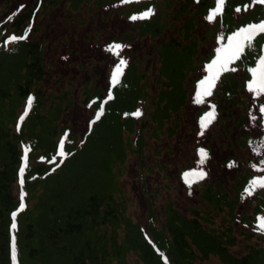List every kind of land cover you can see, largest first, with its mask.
<instances>
[{
	"label": "rangeland",
	"instance_id": "rangeland-1",
	"mask_svg": "<svg viewBox=\"0 0 264 264\" xmlns=\"http://www.w3.org/2000/svg\"><path fill=\"white\" fill-rule=\"evenodd\" d=\"M42 1L33 37L44 40L43 87L51 94L23 125L24 144L35 155L47 153L67 126L81 137L102 96L107 100L111 89L115 99L101 108L76 158L29 188L22 217L34 233L25 241L23 263L68 264L81 254L88 264H232L251 246L262 248L263 235L253 226L264 218V187L249 180L264 169V116L258 117L264 95L248 96L246 66L238 58L224 70L232 73L225 81L233 99L217 91V79L202 102L195 98L205 65L226 44L222 33L233 28H222L223 5L209 21L210 10L201 13L196 3L181 9L185 0ZM34 2L0 0V20ZM148 7L154 9L149 18L128 19ZM244 14L237 11V21ZM112 42L124 45L117 55L106 49ZM118 57L126 64L114 88ZM20 67L21 58L0 60V176L11 159L8 111L19 104L17 97L10 101L24 82ZM209 108L214 116L201 128L197 115ZM137 109L142 113L132 115ZM198 146L210 149L203 163ZM191 169L205 175L185 184L181 173ZM19 186L12 184L14 198ZM78 219L73 244L66 228L55 229L54 243H42L51 225ZM90 256L98 260L89 262Z\"/></svg>",
	"mask_w": 264,
	"mask_h": 264
},
{
	"label": "trees",
	"instance_id": "trees-1",
	"mask_svg": "<svg viewBox=\"0 0 264 264\" xmlns=\"http://www.w3.org/2000/svg\"><path fill=\"white\" fill-rule=\"evenodd\" d=\"M41 2L43 1L35 0L31 7L30 5L26 6L25 13L20 12L16 15L14 14V18H12V16L8 14L4 19L0 20V60L21 58V67L19 69V73L21 74L22 80H24L23 83H18L17 85V82L15 83V97L11 98L10 103L17 97L19 104L16 105V102L12 103L9 107L17 108L15 109V111L13 109L8 111V115H12V121L9 125V132L7 135V138L9 139L7 149H9V155L11 159L8 158L9 168L3 173L2 176H0V218L3 228L2 232L0 233V264H12L11 247L13 243L15 244L17 249L16 264H24L23 251L25 250V241L27 239H31L34 233L33 224L28 222V224L26 225V220L22 217L29 210V206H27L28 204L26 202H24L25 207L18 211L16 214V228H11V223L13 220L11 213L19 207L20 202L19 195H17L16 198L13 197V182H20L21 179L23 180V184H21V187H19L18 189L26 193L28 201L30 195L29 188L38 181L48 180L52 173L59 171L64 166V162H68L70 160L72 161L74 158H76L79 153L77 148H82V145H84L88 140L87 135L90 132L94 131L98 121H93L87 127L89 128L88 131L82 134L81 137H79L77 134H71V129L69 126H67L61 131L60 134L57 135L56 139L53 141L51 150L44 154L39 153L35 155L33 147L31 146L30 149L26 144H24L22 138L20 137L24 127L23 125L29 121L40 102L51 94L44 93L43 87L46 84L44 79L46 70L43 55L44 40H36L33 37L35 28L34 18L36 16V13L41 9ZM54 2L55 0H51L52 5ZM197 2L198 4L196 7H199L201 13H206L208 10H211V6L213 5V3H215L214 6L216 5V0H185V5L181 9L187 8L189 7V5ZM237 9H239V12H245V14L240 18V24L235 23ZM222 12L223 13L221 17H223V30L229 27L228 24H232L233 27H236L237 25L242 26L247 23H255L261 19H264V5L259 2L253 3V0H224ZM26 28L28 29V35L25 37V39L16 42H9L8 44L4 43L9 35H23V32ZM231 29L228 28L226 32H223L225 40L227 35L231 33ZM261 44H264V33L257 34L253 38L251 46H245L244 51L241 53L243 55V58L240 57V62H244L246 66L244 72H247L246 69L248 66L254 65L255 59L260 53ZM224 74L225 73L223 72L216 78L217 82L220 83L219 90L222 89L223 92H227L228 95L232 98L233 93L229 94L225 81V77L228 74ZM243 74L244 73H241L242 76ZM29 94L33 97V102L31 106H29L27 114L23 116V120H20L19 118L21 115L18 113V109L23 104V102L26 103L23 107L25 109V107L27 106V96ZM247 94L248 96H251L249 92ZM263 116L264 115L260 114L258 117ZM258 117H256V119ZM65 133L66 144L64 145L65 148L63 149V151L66 153V155L63 157L57 156L56 160L53 162L52 158L53 156H56V148L58 146V142L61 136L65 135ZM78 139H80L81 141ZM79 141L80 144L76 145V143H78ZM25 149L27 151H25ZM22 157L24 165H27L23 176L19 174ZM41 157H43V159H41ZM34 161L36 163H33ZM262 175H264V170L261 172L260 176ZM81 222V219H78L74 224H68L65 227L58 226L57 224L51 225L46 231L47 233L43 236L44 241L46 242L42 243H54L56 234L55 229L66 228L68 230L64 233V235L65 237L67 236L69 238L68 240H70V243L73 244V240L78 239V236L76 234L80 232L79 230L82 225ZM251 226H253L252 223ZM253 227H255V230L257 232L263 235L262 248L255 249L254 246H251L249 248L250 252L248 255L240 258L233 256L232 264H264V232L257 230L258 220H256ZM73 228H75V230ZM78 256L80 257L77 258V260L71 261L72 263L68 262V264H88L86 260L82 258L83 256L81 254ZM89 258V262L93 261L95 263V261L98 260L97 258H94L92 256H90Z\"/></svg>",
	"mask_w": 264,
	"mask_h": 264
},
{
	"label": "snow or ice",
	"instance_id": "snow-or-ice-1",
	"mask_svg": "<svg viewBox=\"0 0 264 264\" xmlns=\"http://www.w3.org/2000/svg\"><path fill=\"white\" fill-rule=\"evenodd\" d=\"M119 3L123 4L128 2V0H118ZM261 3L264 4V0H253V3ZM224 0H216V6L206 16V19L211 21L213 19V14L220 11L221 6L223 5ZM154 9L152 7H148L147 9L133 13L128 17L129 20H137V19H147L153 14ZM239 11V9H237ZM30 27V26H29ZM264 33V19L259 20L255 23H247L242 25L241 27L237 28L235 31L231 32L228 36V41L226 44H223L215 49V56L211 59L209 63L205 65L204 70L206 71L207 75L203 76L202 79L198 80L196 83V90H195V98L196 103L202 102V98L205 96L210 95V89L213 87V84L217 78V75L224 71L229 64H231L234 60L238 59L241 53L244 51L246 45L251 46L253 38L259 34ZM28 35V29L26 28L23 32V35H9L7 39L4 41L5 44L9 42H16L19 40L25 39ZM124 45L118 42H112L106 45L107 51L111 52L113 55H117L118 51L123 48ZM126 64V61L123 58L118 57V61L114 64L111 69L110 75V82L111 84H116L118 79L121 75L122 68ZM235 71V68L232 69ZM247 73L249 74V78L245 81V88L251 94L252 97H257L264 95V44L260 46V53L258 57L255 59V63L253 66H248L246 69ZM111 89L108 90V96L111 97ZM33 102V97L29 94L27 96V106L24 109V112L27 113L29 106H31ZM259 112L261 115H264V104L259 106ZM140 114V110L137 109L132 115L138 116ZM100 115V109L96 112V118ZM214 113L212 111L204 112L200 118L199 123L200 127L204 128L207 122L213 118ZM23 115L20 116V120H23ZM92 121H89L91 124ZM264 123V120L261 121ZM19 126V125H18ZM66 135V133H65ZM65 143L64 135L61 136L59 144L56 148V156H53V162L56 160V157H63L66 153L63 151V145ZM25 151H27L25 149ZM255 151V149H254ZM198 155L200 157L199 163H203L204 159L207 156V153L203 148L198 149ZM43 159V157H41ZM264 164V161H261ZM251 167L256 168L255 164L251 165ZM25 171V166L23 163V157L21 158V165L19 168V174L23 176ZM182 178L185 184H191L194 180L202 179L205 175L204 171L201 169H191L185 170L181 173ZM20 183L23 184V180H20ZM259 185L260 187H264V175L253 177L249 180V185ZM245 193H249V188H244ZM24 193L23 191L20 192V202L19 207L11 213L13 217L11 228H16V221L15 217L18 211L25 207V203L23 200ZM258 220V231L264 232V218L257 217ZM11 260L12 264H16L17 262V249L15 244H12L11 247Z\"/></svg>",
	"mask_w": 264,
	"mask_h": 264
}]
</instances>
